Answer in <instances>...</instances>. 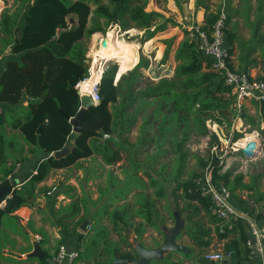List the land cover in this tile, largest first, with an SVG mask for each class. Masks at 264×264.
<instances>
[{"label": "trees", "instance_id": "trees-1", "mask_svg": "<svg viewBox=\"0 0 264 264\" xmlns=\"http://www.w3.org/2000/svg\"><path fill=\"white\" fill-rule=\"evenodd\" d=\"M13 1L20 2L19 7L13 12L5 9L0 15V56L8 48L11 49L10 55H4L0 59V105L3 107V112H0V185L3 177L17 163L29 155H40V158L33 166V171L24 177L26 183L16 189L12 197L6 200V205L0 208V228L8 215L24 207L35 206L36 189L46 181L52 170L67 169L82 160L97 156L108 166L116 165L125 157L130 163L128 169L124 168L127 178L123 186L113 172H109L107 187H100L102 196L99 200L79 198L75 188L70 186L61 192L71 199L69 204L56 207L60 194L48 200L53 215L64 213L58 219L61 239L51 248L53 253L46 248L43 258H30L28 261L50 264L62 244L79 250V257L73 264H79L78 261H83L84 264H112L115 252L124 258H133V244L121 233L124 230H133L141 238L148 227L158 229V225L165 222L156 208V201L153 200L154 197L160 201L165 198L164 184L148 172L146 174L149 180L144 181L138 177V173L144 164L154 168L161 158L173 153V161L179 162L176 172L173 173L172 170L170 174L167 165L155 172L165 181L175 183V198L186 201L182 212L190 211L188 220L191 221V226L185 228L178 240L186 236L194 247L189 254L169 253L153 264H184V261L200 264V259L217 242H224V250L233 251L234 258L232 262L215 264H249V250L246 246L249 233L246 225L242 221H234L231 230L226 228L223 231L224 221L216 218L210 211L211 200L202 197L195 190V179L201 175L212 158L210 150L215 147V136L210 140L207 157L197 156L200 170L191 172L186 181H181V178L186 175L185 162L189 156L185 147L192 135L198 138L208 136V121L215 124L225 123L230 129L233 121L241 118L245 121V126L251 127L246 133L257 131L264 138V103H252L256 108L255 115L249 114L245 106L238 111L234 107L235 99L231 90L213 69L212 60L200 51L195 42L186 38L175 53L178 65L173 77L162 78L158 83H145L144 76L139 71L149 67V61L145 58L115 83L116 67L113 66L112 59L107 60L108 69L103 73L98 86L100 102L85 113L83 122L91 125L102 123L106 132L114 137L102 142L103 137L96 130L75 134L73 125L63 114L74 117L80 109L81 96L76 86L89 77L90 69L86 62L88 46L85 40L103 31L99 20H104L106 29L116 26L121 32L132 29L144 32L139 44L141 46L158 33L168 30L170 25L177 26L178 23L173 18H164L160 12L147 11L150 0ZM183 1L188 3L190 0ZM215 1L217 0H195L197 9L205 10L204 29L209 33L222 8V4L215 5ZM243 2L248 3L249 11L252 10L251 0ZM92 6L96 7L95 10ZM226 7L229 30L225 45L232 56L236 53L235 43L239 38L238 22H233V19L244 13L233 7V0H228ZM92 14L94 22L90 25ZM71 15L77 17V23L72 27L67 21ZM256 16L253 21L255 40L252 44L248 43V50L241 48L238 68L235 69L236 64L232 60L231 67L237 71L251 72L253 68L262 66L263 73L256 78L264 80V0H258ZM249 17L250 12L247 22ZM159 18L162 21L156 22ZM136 38L138 37L129 34L124 36V40L128 42L135 43ZM168 57L169 51L166 52L162 64L166 63ZM25 102L28 103L27 106H24ZM149 109H152V113L146 116ZM10 110L18 112H9ZM140 116L144 118L141 136L133 143L130 134ZM8 128L18 133L9 134ZM241 138V132H234L230 142ZM72 141H75L74 148L66 158L56 159L51 156L70 146ZM152 147L159 149L154 157H150L149 152L145 151ZM140 152L147 155L144 162L138 159ZM213 164L215 179L223 180L229 187L233 203L253 214L254 205L239 206L236 202L238 190L252 192L253 186L243 182V175L231 180L232 171L221 173L224 164H220L219 156H214ZM134 183L142 191L135 195L133 204L126 203L113 210L107 205L91 214L90 206L99 204L112 191L107 203L118 198L126 200L131 188L129 185H135ZM148 187L156 188L155 196L143 192ZM117 189L120 191L116 192ZM179 191L181 195L178 194ZM120 192L122 193L119 194ZM83 209L84 216L76 220ZM168 212L172 213L171 210ZM90 215L94 220L99 216H107L112 223L111 233L118 232L121 239L116 242L109 238L110 228L98 222L86 234L79 232V228ZM171 217L174 219V213ZM136 219L141 221L136 222ZM48 244L47 237L43 235L40 245L47 247ZM91 260H94L93 263Z\"/></svg>", "mask_w": 264, "mask_h": 264}, {"label": "rangeland", "instance_id": "rangeland-1", "mask_svg": "<svg viewBox=\"0 0 264 264\" xmlns=\"http://www.w3.org/2000/svg\"><path fill=\"white\" fill-rule=\"evenodd\" d=\"M2 5L0 4V13L4 11L5 9H10L11 12L15 11L19 5L20 2H16L13 0H1ZM215 5L217 4H225L227 5L228 0H217L215 1ZM257 3L258 0H251L250 4L252 6V10L249 11V5L246 2H243V0H233V7L236 9H240L243 11L244 15L238 16L233 19V22L237 23V33H238V40L235 43L236 47V53L231 56V60L236 64L234 65L235 69L238 68L239 61H238V55L241 52V48H244L245 50H248L250 47L248 43L252 44L254 42V29L255 24L254 20L257 18L256 12H257ZM95 6H92V9L95 10ZM214 8V7H213ZM147 11H156L160 12L164 15V18H173L178 25L172 26L170 25L169 29L165 32L158 33L155 37L152 39L144 42L141 45H139L142 41L144 32L132 29V30H126L121 32V29H119L116 26H110L109 28H105L104 20H99L103 31L95 33L90 39L87 38L86 44L88 46V52H87V59L90 61L89 68L91 67L92 63V56H91V50L93 46L95 45L96 49H99L102 43V40L100 38H96V34H100L102 37L108 33V32H115L121 39L124 40L125 34H129L130 36H137L138 38L135 39V43L138 44V60L135 62L134 66L127 70L124 74H127L129 71H131L135 66L138 65L139 61L142 58H145L149 61V67L148 68H141L139 71L144 76V81L146 84L151 83H158L162 78H172L175 72V69L178 65V62L175 59V53L179 48L180 43L189 37L188 32V26L193 25V20L196 19L197 21H202L205 17V10H198L195 5V0H190L188 3H184L183 0H150L147 8ZM248 12H250L249 22H247V16ZM68 24L70 27L75 25L77 23V17L75 15H71L67 18ZM162 18H159L156 20V22H161ZM94 22V16L90 17V25ZM262 30H264V27H262ZM107 31V32H106ZM140 31V32H139ZM142 33V34H141ZM241 40V41H239ZM168 42V43H166ZM254 45V44H253ZM169 51V57L165 64H162L166 52ZM260 54V52H258ZM256 54L259 58V55ZM254 56V55H253ZM111 60V59H109ZM107 62V61H106ZM104 64V72L108 69V65ZM111 62L114 63V67H116V75L117 71L120 68L119 60L117 58H113ZM237 67V68H236ZM262 66H257L256 68H253L251 70V74L255 77H257L259 74H262ZM118 75L119 74L118 72ZM122 75V76H123ZM118 79V78H117ZM115 83L116 80H115ZM245 107L248 108V113L251 115H255L256 108L250 103H246ZM151 110L149 109L148 112H146V116L151 115ZM144 123L143 116H140L138 118V122L136 127L133 129L132 133L130 134L131 141L135 143L138 138L141 136V128ZM208 127H209V134L208 136L204 138H198L194 135H192L191 140L188 142V144L185 147L186 151H189V156L186 159L185 162V173L186 175H183L181 178V181H186L189 178V175L191 172L199 171V161L198 157L206 158L208 150L210 149V140L213 136L216 138V142L214 143V146L217 148V152L220 156V164H224L223 170L221 173H224L227 170L232 171V177L231 180H234L236 176L243 175V182L249 183L253 186V191H237V203L239 206H247L249 204L254 205L255 208L260 207L261 209H264V138L260 135L259 132L254 131L258 133L259 135V150L257 154L252 159H247L244 154H241L240 151H236L233 149V143H230L229 147L227 146V138L231 137V135L234 132H241L242 137L250 134L246 133L251 127L245 126V121L241 118L235 119L233 121L232 127L228 129L227 125L225 123L223 124H215L211 121H208ZM262 126H264V120L262 121ZM10 130V129H9ZM8 130V131H9ZM253 133V132H252ZM239 140V139H238ZM237 141V140H236ZM235 141V142H236ZM156 147V145H155ZM145 151H148L150 154V157H154L159 152V149L152 148H146ZM230 151V153H228ZM146 154L144 152H140L138 154V159L141 162H144L146 160ZM198 156V157H197ZM175 155L173 153H169L167 157L161 158L158 163L154 165V168H150L147 165H143L141 167V171L138 173V177L142 178L144 181L149 180L148 175L146 172H148L153 178L158 179L162 181L164 184L165 189V198H163L161 201L156 200V197L153 198L154 201H156V208L159 211V214L164 218L165 222L160 223L158 225V229L148 227L145 235L143 237H138L135 235V232L133 230H124L121 235L125 236L131 244H134L136 242H141L145 247L151 248L153 246L161 244L164 241V231L169 228H173L175 224V219H172L171 215L172 213H180L183 214L186 211H183V208L186 205V201L183 198H175L174 189L176 188V184L172 182L165 181L163 177H160L159 174L155 172V170H160L163 165H167V169L169 170V173L176 172L179 162L173 161V158ZM32 158V164L34 161L38 160L40 158V155L34 156H28L27 160H30ZM173 161V164L171 165ZM37 162V161H36ZM173 166V167H172ZM130 167V163L127 161V158H122L121 161H119L114 166H108L105 165L102 158L100 157H93L89 159H85L80 161L76 166L62 169V170H53L49 177L47 178L46 182L44 184H41L37 187L36 193H37V199H36V207L33 210V214L35 216L34 224L32 225V233L33 234H40L41 238L43 235H45L48 239V246L50 253H53L54 251L51 249L57 241L61 239L60 234V225L58 223V219L63 216V214H59V216L53 215L50 210V200L53 198L56 194H60L57 199L56 207L59 208L61 205H67L70 203L71 199L65 197L61 192H64L67 190V188L73 187L75 188L77 193V196L79 198H90L91 200H99V198L102 196L100 192V187L106 188L107 182H108V175L109 172H113V174L122 182L121 186L124 185L125 179L127 178V175L125 174V169H128ZM132 177H136L134 174H131ZM8 185V182H1V185ZM135 185H129L130 191L128 192V198L126 200H123V198H118L115 201H112L110 203H107V198L109 197V194H106L102 201L97 204L96 206H90V212L91 214H94L100 207L107 206L110 207V210H113L119 206H122L123 204L129 203L133 204L135 202V195L142 191V188L136 187ZM0 185V186H1ZM42 190H47L46 192H42ZM50 190V191H49ZM120 190L117 189L116 192H119ZM156 191V188H146L143 192L150 194L152 196H155L154 193ZM115 192V193H116ZM51 193V194H49ZM120 192L119 194H121ZM179 195H181V192H178ZM261 199V201H258V199ZM241 208V207H239ZM168 210H171V214L168 212ZM247 212L252 214L250 211L245 209ZM85 214L84 209L80 212V214L77 216L76 220L83 217ZM92 217L91 215L87 218ZM100 218V220L98 219ZM95 220L93 219V222L90 223L88 226L89 230H92V226L98 222L100 225H104L110 228L111 233V221L107 218V216H99ZM196 220H198L196 218ZM141 221V219H136V222ZM159 222V221H158ZM185 226H191V221L187 220L185 222ZM79 232L83 233L81 228H79ZM86 234V232L84 233ZM112 240L118 242L121 238L119 236L118 232H112L109 236ZM24 239H26L24 237ZM88 240V239H87ZM38 241V240H37ZM4 242L6 244L15 242L8 240L6 238V235L3 233V231L0 230V258H3V247ZM216 242V241H215ZM178 243L181 245H184L188 247L189 249H192L194 246L191 241L186 236H183L182 239L178 240ZM159 244V245H160ZM46 250V247H45ZM84 250V247L81 248V251ZM222 251L224 250V242L221 243H214L211 245L210 251ZM94 260H91V263H93ZM79 264H84L83 261H78ZM184 264H194L193 261H184Z\"/></svg>", "mask_w": 264, "mask_h": 264}, {"label": "built area", "instance_id": "built-area-1", "mask_svg": "<svg viewBox=\"0 0 264 264\" xmlns=\"http://www.w3.org/2000/svg\"><path fill=\"white\" fill-rule=\"evenodd\" d=\"M192 20L193 25L188 26L190 40L195 42L200 51L212 60L213 69L234 96V107L240 111L246 103H264V80H258L251 72H241L231 67V56L225 45L229 30L226 5L222 4L219 17L210 33L204 29L205 18L202 21ZM106 61H104V64ZM80 83L76 86V89L81 93L79 89ZM98 86L99 84L94 96L90 95L95 104L100 102ZM227 139L226 144L229 147L231 137ZM210 153L212 158L201 172V175L194 181L195 190L202 197L211 200L210 211L216 218L224 221L223 231L226 228L231 230L234 221H242L246 225L249 233V238L246 242L249 250V264H264V209L260 207L254 208V213L250 214L233 203L229 187L223 180L215 179L213 160L214 156H219L217 148H211ZM37 239L40 240L39 237ZM79 254V250L71 248L68 244H62L58 253L51 259L50 264H73L78 259ZM204 257L214 262L228 263L233 261L234 252L226 250L208 251Z\"/></svg>", "mask_w": 264, "mask_h": 264}, {"label": "water", "instance_id": "water-1", "mask_svg": "<svg viewBox=\"0 0 264 264\" xmlns=\"http://www.w3.org/2000/svg\"><path fill=\"white\" fill-rule=\"evenodd\" d=\"M20 35V33H19ZM113 59V58H110ZM109 60V59H108ZM86 62L90 64L87 59ZM103 77V76H102ZM114 79H117L115 74ZM121 79V78H120ZM120 79L116 80L118 83ZM81 96V106L76 116L70 117L63 114V116L73 125V133L80 134L85 130H96L102 135V142H106L107 139L114 137L112 134H108L103 128V124L99 123L96 125L85 124L83 118L85 113L97 104L93 102L90 95H84L79 92ZM40 133V130L38 131ZM75 141L71 142L70 146H67L61 151L51 154L56 159L66 158L73 150ZM259 150V145L256 142H251L248 144L245 150H241L242 154L247 159H252ZM15 187L12 184H6L0 186V208L6 205V200L14 194ZM190 211H186L183 214L174 213L175 224L173 228L166 229L164 231V241L157 247L147 248L141 242H136L133 244L134 251L137 255L136 258H124L117 252L114 253L115 259L112 264H153L154 261H159L165 258L169 253L180 252L183 254L191 253V249L178 243V237L184 232L186 226L185 222L188 220ZM93 222V218H88L83 225L81 230L85 233L88 230V226ZM45 252L39 242L33 241V251L27 255V258H43ZM200 264H215L214 261L209 260L205 257L200 259Z\"/></svg>", "mask_w": 264, "mask_h": 264}, {"label": "crops", "instance_id": "crops-1", "mask_svg": "<svg viewBox=\"0 0 264 264\" xmlns=\"http://www.w3.org/2000/svg\"><path fill=\"white\" fill-rule=\"evenodd\" d=\"M0 4L2 5V3ZM10 51V48L5 50V52H3V54L0 56V59L4 55H10ZM118 76L119 75L117 74V77ZM27 105L28 103L25 102L24 106ZM13 110H10L9 112H18ZM0 112H3L2 105H0ZM7 132L9 134L15 132L18 133V131H13L11 128H8ZM36 161L30 164V162H32V158L30 160H27V158L23 159L21 162L17 163L11 171L7 172L6 176L3 177L1 182H8L9 184H12L15 187V190L21 188L22 185L26 183V181H24V177L29 172L33 171V166L35 165ZM45 182H43L42 184H44ZM36 203L33 207H24L19 211L8 215V217L4 220L0 230L3 231L8 240H11L15 243L6 244L4 242L2 255L3 258H0V264H35L28 261V259L30 258H27V255L33 251V241H37V237H39L40 240H38L37 242L40 243L42 239L40 234H33L31 229L32 225L34 224L33 222L35 221L33 210L36 207ZM24 237L26 239H24ZM42 249L45 252V247H42Z\"/></svg>", "mask_w": 264, "mask_h": 264}, {"label": "bare ground", "instance_id": "bare-ground-1", "mask_svg": "<svg viewBox=\"0 0 264 264\" xmlns=\"http://www.w3.org/2000/svg\"><path fill=\"white\" fill-rule=\"evenodd\" d=\"M95 36L97 39L100 38L102 43L99 49H96L95 45L93 46L91 50L92 63L89 77L79 85L82 94L91 96H94L97 85L102 79L105 60L110 58H117L119 60L120 68L117 71V74L118 72L121 74L117 77L119 79L122 77L123 73L134 66L135 62L138 60L139 49V46L136 43L123 40L112 31L108 32L105 37H102L100 34H96ZM259 140L258 133L253 132L247 134L233 143V149L236 151L245 150L249 143H257Z\"/></svg>", "mask_w": 264, "mask_h": 264}, {"label": "flooded vegetation", "instance_id": "flooded-vegetation-1", "mask_svg": "<svg viewBox=\"0 0 264 264\" xmlns=\"http://www.w3.org/2000/svg\"><path fill=\"white\" fill-rule=\"evenodd\" d=\"M160 244V243H159ZM159 244L158 245H156V246H153V247H151V248H154V247H157V246H159ZM137 257V255L134 253V256H133V258H136Z\"/></svg>", "mask_w": 264, "mask_h": 264}]
</instances>
